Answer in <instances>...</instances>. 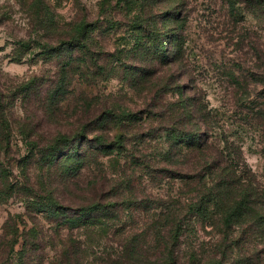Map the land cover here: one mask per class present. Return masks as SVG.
I'll return each mask as SVG.
<instances>
[{"label": "rangeland", "instance_id": "1", "mask_svg": "<svg viewBox=\"0 0 264 264\" xmlns=\"http://www.w3.org/2000/svg\"><path fill=\"white\" fill-rule=\"evenodd\" d=\"M168 10L183 20L173 46L166 42V52L180 54L181 38L184 57L170 65L157 60L160 48L154 35L167 36L172 26ZM81 22L89 27V51L84 55L78 56V46L59 53L43 50L57 48ZM143 75L145 80L137 85L135 76ZM170 75L175 77L168 84ZM180 84L202 107L187 124L180 123V97L171 90ZM0 104L11 147L0 160L16 191L24 185L40 194L58 189L66 202L101 199L108 204L113 186L134 209H120V221L114 223L118 234L147 231V244L152 242L146 221L163 219L169 208L183 228L176 234L174 254L188 262L190 251L201 247L209 262L216 240L222 238L220 215L215 213L214 226H203L189 214L179 218L196 192L181 174L192 176L198 160L175 137L184 128L196 132L206 142V154L224 156L222 167L232 182L240 180L264 192V15L247 0H0ZM109 108H129L139 119H118L100 127L98 120ZM95 117L100 119L91 122ZM84 129L90 140L102 133L108 142L121 136L123 151L97 153L96 162L85 161L75 177L64 176L60 164L42 166L38 151L29 152L30 142L45 147L59 135L75 136ZM65 178L71 179L68 184ZM236 197L233 192L230 200ZM27 204L19 192L0 201V264H17L23 233L34 226L41 234L36 256L42 264L57 257L60 245L52 224ZM8 220L16 235L10 233ZM113 229L101 236L98 251L120 250V241L111 238ZM164 232L162 245L171 242L167 228ZM239 232L240 227L233 226L231 237ZM73 234L82 243L92 241L82 231ZM252 238L263 250L264 238ZM234 253L226 264H235ZM255 259L252 264H264L261 254ZM87 260L100 264L89 256Z\"/></svg>", "mask_w": 264, "mask_h": 264}, {"label": "trees", "instance_id": "2", "mask_svg": "<svg viewBox=\"0 0 264 264\" xmlns=\"http://www.w3.org/2000/svg\"><path fill=\"white\" fill-rule=\"evenodd\" d=\"M247 1L260 7L264 15V0ZM230 4L233 5L231 1ZM175 13L170 10L166 12V19L169 24H172L166 34L167 36L162 37L161 34L158 35L154 32L155 42L158 44L156 39L159 41L160 48L156 52L157 56H160L157 60L168 65L179 61V58L181 63L184 57L183 41L181 38L180 54L178 53L179 50L177 53L172 54V56L166 52V42L173 46L179 36V34L177 36L175 31L183 23V20ZM88 31L89 27L81 22L78 25L72 26L70 37L59 41L57 48L49 50L47 49L48 46H46L43 50H47L49 53H59L63 52L66 48L78 46V56L80 54L84 55L89 51L87 42ZM71 62H73L72 58ZM99 69L103 71V67H99ZM180 72L183 76L186 74L181 69ZM144 77V75L138 78L135 76L134 82L139 85L145 80ZM172 77H175V75H170L166 78L168 84L171 83ZM129 78L127 77V79ZM181 78L182 76H180L179 80L177 77V81H181ZM27 87L29 88V86ZM187 88V86L180 84V86L176 85L171 89L176 91L180 97V123L184 120L185 124L193 117L194 113L202 112L199 98L195 94H187ZM4 115L5 108L0 104V154H5L4 156L6 157L11 147L9 139L6 136L8 125ZM98 119L100 118L95 117L91 122ZM118 119H120V122H123L129 121V119L138 121L139 118L129 108H109L98 121L100 127H103L106 123H111L114 120L119 121ZM184 129L180 133H177L175 140L180 141V146L187 148L190 151L189 155L191 154L192 158L196 157L198 162L197 170L192 176H190L191 174H181L182 181L192 183L188 186L195 185L196 192L194 198L185 207H182L181 211H185V214H183L184 216L180 215L179 218H185L189 214L197 221H201L203 226L209 223L214 226L216 224L214 216L218 212V215H220L219 222L222 226V238L219 237L220 239H217L214 244L213 250L215 255L212 252L211 255L208 254L210 257L208 259L209 262H206L203 259V255L200 254L201 247L200 250L190 251L189 256H186L188 257V262L181 258L182 263L179 256L174 254L176 253L174 251L175 242H177L176 234L183 228L177 222V214L171 212L169 208L168 213L163 219L157 218L153 221H146V225L151 226L149 230L152 233L151 237L154 238L152 242H148L147 244V231H142L139 234L133 232H128L127 235H124L125 232L118 234L119 230L115 228L114 223L120 221V209L127 207L126 209L130 213L134 209H132V204L126 205L130 201L128 197L120 196V193L113 186L108 189V193H110L109 199H111V202L108 204L101 201V199H98L99 201L96 202L84 200L78 203L66 202L68 200H64V196L59 194L58 189H54V191L43 190L40 194L24 185L16 191V186L9 181V171L1 163L2 160H0V201L2 199H9L17 192L24 194L28 201V207L34 213L42 215L46 221L52 224L53 232L58 238L60 249L56 250L57 257L48 264H90L89 260H87L88 256L92 257L93 263L100 261V264H180V262L181 264H226L228 263L227 259L235 255L234 252L238 254L235 264H252L256 261L255 258L259 254L264 257V246L263 250H260L258 248L259 243L252 238V234L253 236L257 234V238H264V192L261 194L255 189L244 186L240 180H237L236 183L232 182L230 180L232 178L229 179L228 174H225L227 170L224 171L225 167H222L224 156L219 153L211 156L206 154L203 148L206 142L200 140L196 132H189L186 130L187 128ZM88 136L89 131L84 129L75 136L59 135L52 141L45 142L47 143L45 147H39L37 143L30 142L28 149L29 152L31 151L30 153L38 151L42 166L50 168L60 164V167L65 169V172H62L64 176L67 174L74 177L83 167L85 161L96 162L97 153L108 155L114 150L121 149L123 151L124 149L121 136H118L114 142L106 141V136L103 133L102 135H95L94 140L88 139ZM85 143L87 144L83 149ZM83 153H85V156H83ZM28 163L29 159L27 160L26 158L23 166L26 168ZM217 171H220V173L215 177L214 175H216ZM70 180L65 178V184H68ZM234 183L237 186V190L233 187ZM213 184H216V186L210 187ZM233 192L237 194V197L232 201L230 199H232L231 195ZM126 193L129 196L131 192L128 189ZM8 223H10V225H7L11 231L10 233L16 235L17 230H14L12 227V220H8ZM168 223H170V226H167ZM123 225L126 227V224ZM233 226H238L241 229V232L235 237H231L230 234L233 231ZM119 227L121 228V226ZM166 228L170 232L171 242H163L162 245L161 241L165 240L166 232L164 231H166ZM112 229L111 238L120 241V243L118 242L120 250L115 249L112 253H108L107 250L98 251L95 245L100 244L99 239L101 236L107 235ZM75 230L82 231L86 238L92 236V241L86 240L85 243H82L77 237H74L73 233ZM63 231H67L65 236L62 234ZM142 233L145 235H141ZM40 236L41 234L37 226L23 233V244L21 251L18 253L17 264H42L40 257L36 256L37 250L41 247ZM230 253L233 255L231 256ZM228 255L229 257L227 258ZM27 256L28 258L26 259Z\"/></svg>", "mask_w": 264, "mask_h": 264}]
</instances>
